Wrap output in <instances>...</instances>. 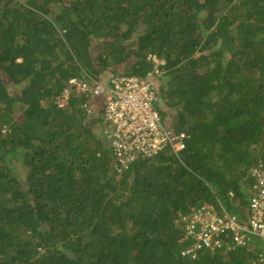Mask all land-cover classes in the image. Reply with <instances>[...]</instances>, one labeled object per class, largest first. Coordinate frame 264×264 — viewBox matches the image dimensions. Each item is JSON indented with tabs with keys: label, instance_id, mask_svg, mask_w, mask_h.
Here are the masks:
<instances>
[{
	"label": "trees",
	"instance_id": "1",
	"mask_svg": "<svg viewBox=\"0 0 264 264\" xmlns=\"http://www.w3.org/2000/svg\"><path fill=\"white\" fill-rule=\"evenodd\" d=\"M149 54L160 115L189 138L118 172L104 104L69 82L143 78ZM261 157L264 0H0V264H255L182 256L180 219L201 202L241 215Z\"/></svg>",
	"mask_w": 264,
	"mask_h": 264
},
{
	"label": "built area",
	"instance_id": "2",
	"mask_svg": "<svg viewBox=\"0 0 264 264\" xmlns=\"http://www.w3.org/2000/svg\"><path fill=\"white\" fill-rule=\"evenodd\" d=\"M152 69L145 77L108 74L104 78H72L71 86L91 93L104 104L103 136L113 150L118 172L127 170L139 159H152L171 149L175 154L186 147V132H177L164 122L157 104L160 101L158 79L163 77L165 61L148 55ZM66 87L58 104L67 103L71 86ZM247 203H239L241 215L228 210L219 201L201 202L181 216L187 246L182 256L195 259L202 251L216 252L236 248L256 250L255 264H264V158L249 169ZM236 198L234 191L228 193ZM257 242L262 245L259 248Z\"/></svg>",
	"mask_w": 264,
	"mask_h": 264
},
{
	"label": "rangeland",
	"instance_id": "3",
	"mask_svg": "<svg viewBox=\"0 0 264 264\" xmlns=\"http://www.w3.org/2000/svg\"><path fill=\"white\" fill-rule=\"evenodd\" d=\"M101 48H102V44H100V42H98V41H93L92 46H91V52H92V55L95 56V55L97 54V52L101 51ZM120 69L122 70L123 68H120ZM100 75H101V74H100ZM100 75H98V76H100ZM162 83H163V82H162ZM10 89H11V91H15V90H16L14 86H11ZM158 105H159V103L157 104V107H158ZM93 106H98V103H97L96 100L93 102ZM100 131H101V130L98 129L99 134H100ZM104 142H106V141H105V138H104ZM17 165H18V164H17ZM261 245H262L261 242H257V243H256V246H258L259 248L261 247Z\"/></svg>",
	"mask_w": 264,
	"mask_h": 264
}]
</instances>
